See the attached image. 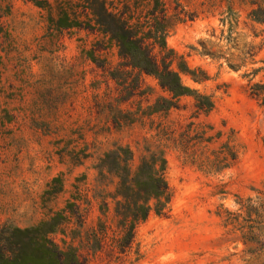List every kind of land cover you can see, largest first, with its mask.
Returning <instances> with one entry per match:
<instances>
[{"label": "rangeland", "instance_id": "1", "mask_svg": "<svg viewBox=\"0 0 264 264\" xmlns=\"http://www.w3.org/2000/svg\"><path fill=\"white\" fill-rule=\"evenodd\" d=\"M253 1L264 5L180 0L195 17L167 44L196 71L184 84L213 108L187 96L151 113L170 94L102 35L59 32L29 0H0V224L27 228L62 213L52 239L90 264H246L225 220L240 200L264 199V106L251 94L264 83V24L250 18ZM117 147L132 151V171L147 148L167 160L170 201L130 243L114 213L118 180L97 169Z\"/></svg>", "mask_w": 264, "mask_h": 264}, {"label": "trees", "instance_id": "2", "mask_svg": "<svg viewBox=\"0 0 264 264\" xmlns=\"http://www.w3.org/2000/svg\"><path fill=\"white\" fill-rule=\"evenodd\" d=\"M29 1L47 12L50 26L57 31L79 29L98 33L117 48L129 67L154 77L171 97L158 98L150 107L151 113H168L178 107L180 98L187 96L196 99L200 110L209 112L213 108L209 97L184 84L182 75L199 80L196 71L167 44L178 23L195 17L182 7L180 0ZM252 4L256 7L250 18L264 24V5L254 1ZM251 94L264 106V83L254 84ZM146 150L135 171L130 167L133 153L127 147L106 153L97 167L101 176L106 172L118 180L114 213L118 226L125 232L126 243L132 240L139 223L146 221L152 211L160 213L170 201L164 153ZM238 204L237 211H227L225 224L245 245L246 264H264V199L250 198ZM66 221L58 213L27 228L0 224V264H90L74 247L63 249L52 239Z\"/></svg>", "mask_w": 264, "mask_h": 264}]
</instances>
